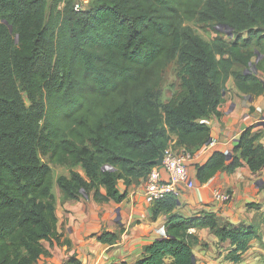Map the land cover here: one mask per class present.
Here are the masks:
<instances>
[{
    "label": "trees",
    "instance_id": "1",
    "mask_svg": "<svg viewBox=\"0 0 264 264\" xmlns=\"http://www.w3.org/2000/svg\"><path fill=\"white\" fill-rule=\"evenodd\" d=\"M75 1L0 0V264H36L41 241L58 237L52 166L70 168L55 180L63 199L120 202L119 180L144 181L171 141L191 153L209 143L204 120L218 114L230 75L243 92L264 90L254 74H264L263 59L245 72L264 54V0H91L81 11ZM193 20L227 24L232 34L216 30L207 41L185 24ZM172 62L179 83L163 101ZM260 137L249 126L231 152L196 163L198 182L244 164L259 170ZM176 203L172 195L153 203L155 214L170 212L166 236L132 264H193L191 228L230 240L235 263L259 236L257 224L185 217L171 212ZM107 238L116 236L99 237ZM63 264L82 263L72 255Z\"/></svg>",
    "mask_w": 264,
    "mask_h": 264
},
{
    "label": "crops",
    "instance_id": "2",
    "mask_svg": "<svg viewBox=\"0 0 264 264\" xmlns=\"http://www.w3.org/2000/svg\"><path fill=\"white\" fill-rule=\"evenodd\" d=\"M258 59L264 61V54H259L256 61ZM254 74L264 82L263 73L254 71ZM217 111L218 114L205 119L215 144H207L205 151L190 164L189 173L194 186H181L171 212L185 217L211 212L221 225H258L259 236L251 241L237 263L227 258L233 248L230 240L220 241L207 227L191 228L189 232L198 238L192 246L193 264H264V165L257 171H251L246 164L230 172L221 170L203 183L198 182L195 168L196 163L205 161L215 150L231 152L242 131L249 126H253L254 132H261L260 142L264 146V90L260 93L243 92L230 75ZM120 181L117 184L119 190H126V196L120 202H96L92 194L63 199L59 187H56L53 193L58 237L41 241L45 252L36 264H63L72 255L82 264L121 261L132 264L140 258L145 248L160 237L159 228L165 227L170 212L160 210L155 214L154 204L145 202L143 179L128 187ZM215 190L227 192L229 199L220 201ZM103 233L116 238L100 240Z\"/></svg>",
    "mask_w": 264,
    "mask_h": 264
},
{
    "label": "built area",
    "instance_id": "3",
    "mask_svg": "<svg viewBox=\"0 0 264 264\" xmlns=\"http://www.w3.org/2000/svg\"><path fill=\"white\" fill-rule=\"evenodd\" d=\"M91 0H76L73 4L75 11L84 10ZM205 122V120H204ZM209 144H215L210 140ZM204 145L196 152L191 153L184 147L175 146L174 140L164 149L163 160L160 166L155 165L147 174L143 183V196L147 204H153L155 201L172 195L177 198L181 192V186L192 188L194 182L189 173L190 164L205 151ZM226 153L228 151H225ZM164 171V175H163ZM215 196L224 202L229 199V194L225 191L215 190ZM160 236H166L164 226L159 228Z\"/></svg>",
    "mask_w": 264,
    "mask_h": 264
},
{
    "label": "rangeland",
    "instance_id": "4",
    "mask_svg": "<svg viewBox=\"0 0 264 264\" xmlns=\"http://www.w3.org/2000/svg\"><path fill=\"white\" fill-rule=\"evenodd\" d=\"M185 24L190 26L195 31L196 34H198L201 38L207 41H210L213 37L216 36V30H221L224 31L225 33L227 31L226 28L215 25L213 20H205V21L193 20V21H186ZM224 37L227 38L226 35H224ZM257 57H258L257 55L252 57L251 66L247 67L249 71H254L253 65L256 63ZM178 83H179V78L176 75L175 64L174 62H172L171 64H169V66L167 67L164 73L163 86H162L163 101H165L176 90ZM23 99L26 104H29L28 97L25 93H23ZM52 169L54 176V184L52 187V191L54 192L56 191V187H58L55 182L56 178L61 174L68 175L70 168L64 165L61 166L54 165L52 166ZM73 169L77 170L82 175H84V171L80 166H74ZM120 183H123V181L121 180Z\"/></svg>",
    "mask_w": 264,
    "mask_h": 264
},
{
    "label": "water",
    "instance_id": "5",
    "mask_svg": "<svg viewBox=\"0 0 264 264\" xmlns=\"http://www.w3.org/2000/svg\"><path fill=\"white\" fill-rule=\"evenodd\" d=\"M222 27H224V28H226L227 29V33L229 34V35H231L232 34V29L231 28H229L228 27V25L227 24H223L222 25ZM9 28H10V30L12 29V27L11 26H9ZM17 39V38H16ZM254 67V66H253ZM248 71V69H245V72H247ZM256 72H261V71H257V70H255ZM262 73V72H261ZM264 85V84H263ZM224 93V92H223ZM262 120H264V115H262ZM264 122V121H263ZM162 160H163V153L161 152L159 155H158V157H157V159H155L154 161H153V164L154 165H157V166H160L161 164H162ZM108 167V166H107ZM193 262H194V256H193Z\"/></svg>",
    "mask_w": 264,
    "mask_h": 264
}]
</instances>
